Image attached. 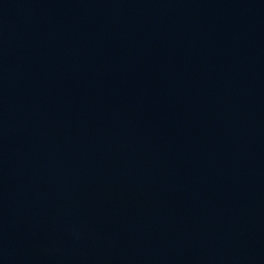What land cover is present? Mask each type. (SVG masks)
<instances>
[{"label": "water", "instance_id": "95a60500", "mask_svg": "<svg viewBox=\"0 0 264 264\" xmlns=\"http://www.w3.org/2000/svg\"><path fill=\"white\" fill-rule=\"evenodd\" d=\"M0 264H264V0H0Z\"/></svg>", "mask_w": 264, "mask_h": 264}]
</instances>
